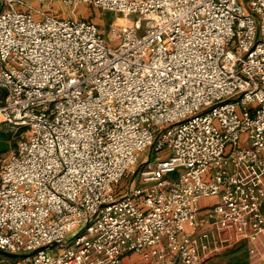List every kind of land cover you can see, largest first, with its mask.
I'll list each match as a JSON object with an SVG mask.
<instances>
[{
    "label": "built area",
    "instance_id": "built-area-1",
    "mask_svg": "<svg viewBox=\"0 0 264 264\" xmlns=\"http://www.w3.org/2000/svg\"><path fill=\"white\" fill-rule=\"evenodd\" d=\"M0 124V264H264V0H0Z\"/></svg>",
    "mask_w": 264,
    "mask_h": 264
},
{
    "label": "rangeland",
    "instance_id": "rangeland-1",
    "mask_svg": "<svg viewBox=\"0 0 264 264\" xmlns=\"http://www.w3.org/2000/svg\"><path fill=\"white\" fill-rule=\"evenodd\" d=\"M59 11L62 12L64 10L62 8H59ZM65 11H67V10L65 9ZM77 12L80 15V17H84V18L87 17V18L91 19V21H93L95 24H97L98 27L100 29H103L105 32H107L106 30H107L108 23L112 19H114V17L116 16L112 12L102 11L100 9L90 8L88 6H82L80 9H78ZM1 125L3 126V128H5L8 131H10V135H11L10 145L12 147L9 150H11V149H13L14 143L16 141L15 134L13 133L12 129H10L7 125H5V124H1ZM148 152H149V147H147V148L144 149V152L140 155V157H142L144 154H148ZM154 156H155V153H152L151 154V159ZM201 202L204 203L203 201H201ZM260 250H262L264 252L263 246H261V249ZM136 260H137V258L128 257V258H124L120 264H135ZM223 262L224 261L221 259V256L219 255V256L213 258L207 264H223Z\"/></svg>",
    "mask_w": 264,
    "mask_h": 264
},
{
    "label": "trees",
    "instance_id": "trees-1",
    "mask_svg": "<svg viewBox=\"0 0 264 264\" xmlns=\"http://www.w3.org/2000/svg\"><path fill=\"white\" fill-rule=\"evenodd\" d=\"M10 138V131L3 128V126L0 124V155L7 152L12 147L10 145ZM220 256L224 261L223 264H249L244 242L238 243L225 250L220 254Z\"/></svg>",
    "mask_w": 264,
    "mask_h": 264
},
{
    "label": "water",
    "instance_id": "water-1",
    "mask_svg": "<svg viewBox=\"0 0 264 264\" xmlns=\"http://www.w3.org/2000/svg\"><path fill=\"white\" fill-rule=\"evenodd\" d=\"M0 256L5 257V258H15V257H18L17 255L9 254V253L3 252V251H0Z\"/></svg>",
    "mask_w": 264,
    "mask_h": 264
}]
</instances>
